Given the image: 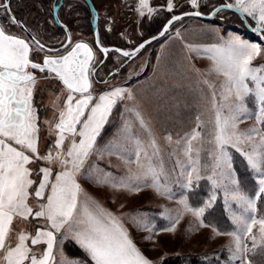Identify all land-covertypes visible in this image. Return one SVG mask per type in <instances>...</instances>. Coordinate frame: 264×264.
Wrapping results in <instances>:
<instances>
[{
	"label": "snow or ice",
	"instance_id": "obj_1",
	"mask_svg": "<svg viewBox=\"0 0 264 264\" xmlns=\"http://www.w3.org/2000/svg\"><path fill=\"white\" fill-rule=\"evenodd\" d=\"M189 3L193 8L198 9L200 6V0H189ZM58 7L59 3L54 2L53 11ZM174 7L173 0H167V11L172 12ZM0 9H3L8 17L9 25L23 28L21 21L11 14L7 0H0ZM136 10L140 17L145 15V10L149 17L155 11L149 7L148 0H139ZM229 10H234V14L240 16L245 26L264 41V0H226L225 3L215 6L212 14ZM183 15L201 16L203 13L195 11ZM182 18L172 16L160 35H164L174 21ZM249 19L255 27L247 23ZM23 30L27 31L26 28ZM66 39L67 44L62 45L65 50L72 43L70 37ZM143 47L142 43L133 52H129L101 46V51L105 56L109 51H115L120 52L123 57H132ZM187 47L191 51H200L192 45ZM203 51L210 54L208 58L212 61V66L209 72L223 75L225 80L220 86L219 102L215 85L208 80L203 81L213 89L211 110L214 117L206 123L197 116L192 131L174 141L177 146L183 145L181 150L188 161L187 166L181 165L180 175L183 180L177 179L176 182L187 190L193 189L194 181L198 186V182L204 178L200 169V156L203 151L211 158V175L207 179L212 182L213 191L200 208H191L187 195L179 202L183 204L184 211H191L195 217L200 218L217 199L216 189H222L226 196H230L242 212L232 218L236 230L225 233L233 237L234 248L228 246L229 260L237 261L238 264H249L248 253L256 251L258 247L264 252V216L258 217L256 214L257 201L264 202V128L253 127L248 132H239L237 125L248 110L249 100H253L256 105L257 125H264V65L252 64V61L261 55L262 48L258 43L232 35L223 44L206 47ZM41 52L45 53L42 63L30 59V53L39 55ZM48 53H56V57L53 58V55ZM30 70L46 72L44 79L62 82L67 93L64 107L59 112V119L55 124V154L51 149L47 154L39 153V126L32 104L37 77ZM96 74L95 57L89 44L77 42L66 55L60 54L56 49L46 48L36 36L26 42L24 38L9 34L5 25L0 23V252H3L0 264H54V248L69 239L86 253L92 264H153V261L146 258L134 244L119 217L103 209L90 197L83 201L79 199L82 189L78 177L116 190L140 191L142 187H153L159 195L172 196L167 179L161 183V177L165 176L162 163H153L152 158L157 157L160 152L157 141L149 123L134 107L125 106L124 112L121 113V133L135 145L134 158H126V162L135 163L139 172L129 169V175L117 177L100 169L98 165L88 163L93 154H103L97 147V139L109 122L114 108L125 100L134 99L130 89L120 87L94 97L91 77ZM125 113H132L135 120L126 119ZM134 123H138L148 137L147 147L152 149L151 156L144 142L133 134ZM208 124L212 126L208 133L211 138L205 140L203 132ZM255 135L260 136L259 143L251 144L247 150L242 147L246 142L252 141ZM69 137L71 139L65 147V141L69 140ZM165 139L169 144L173 143L171 135ZM194 142H197L199 147L195 146ZM205 144L211 147L206 148ZM116 148V145L110 144L103 151H107L109 155L119 154L114 151ZM229 149H235L245 159L256 184L252 195L242 190ZM39 161L54 165L59 170L54 174L52 167H38L35 174L40 179L34 180L31 178L33 169L28 165ZM207 167L206 165L205 170ZM33 185L36 187L33 188ZM30 195L39 201L35 211L27 203ZM90 204H94L95 208L90 207ZM181 215L182 213H178L164 230L174 232ZM17 216L24 220L29 217L33 220L39 218L45 223L36 228L34 236L20 232L15 246H8L6 238ZM136 223L142 230L155 231L154 226L141 220H136ZM257 224L261 234L259 242L257 237L252 235L253 226ZM201 226L207 225L201 221ZM213 230L216 231L215 228ZM57 234H61L60 241L57 240ZM245 238L251 239V248L244 242ZM29 239L32 246L46 245L42 253L37 255L32 251L26 243ZM148 239H151V236Z\"/></svg>",
	"mask_w": 264,
	"mask_h": 264
},
{
	"label": "rangeland",
	"instance_id": "obj_2",
	"mask_svg": "<svg viewBox=\"0 0 264 264\" xmlns=\"http://www.w3.org/2000/svg\"><path fill=\"white\" fill-rule=\"evenodd\" d=\"M92 2L98 11L99 30L102 29L104 34L109 37L111 42L109 45H116L125 51H129L144 39L158 33L157 31L160 29L156 31L157 33L151 31L152 23L155 20L162 18L168 20L175 14L189 10L200 11L202 9L203 13L207 14L215 6L225 3L226 0H200L198 9L193 8L189 0H173L175 7L172 12L167 11V0H148L149 7L155 10L151 17H149L146 10L143 17L139 16L136 10L139 0H92ZM228 2H233V0H228ZM86 5L90 11L87 3ZM62 7L65 12H71L70 20H74L70 27L72 44L75 41L83 40L93 45L96 48L95 66H98L103 60V54L94 43L91 11L90 31H86L81 25L86 14L73 11V6L70 4H65ZM231 12L225 11L215 14L212 20L186 17L175 21L161 39L146 46L132 60H129L128 57H123L118 52L110 51L106 58L107 61L98 70L97 79L100 80L92 79L94 97L112 88L120 87L130 89L134 99L125 100L114 108L109 122L97 139V147L102 150L103 154L102 156L93 154L89 158L88 163L90 165H98L100 169L117 177L129 175V169L132 172H139L135 163L126 162V158H134L135 145L126 140L121 133V113L124 112L125 106L134 107L143 115L145 121L149 123L157 141L160 152L157 157L152 158L153 163H162L165 176L161 177V183L163 184L165 179H167L172 196L159 195L153 187H142L140 191L116 190L107 185L99 186L90 179L78 177V183L82 189L79 199L83 201L86 197H90L91 200L98 202L103 209L119 217L120 222L127 230L134 244L146 258L153 261V264H172L174 258L192 256H200V258L207 261V264H238L237 261L229 260L228 246L231 245L234 248L233 237L225 233L236 230V225L233 223L232 218L234 215H240L242 209L230 196H226L222 189H216L217 199L213 202L212 207L216 203H221L223 209L227 212L233 224L231 229L227 231H224L223 228H217L206 219V213L211 208L206 209L204 215L200 218L195 217L191 211H184L183 204L179 202L184 195H187V202L193 209L203 207L209 199L213 191L212 182L207 179L211 175V158L205 152H201L200 169L201 176L204 178L198 182V186L194 181L193 189L187 190L176 182L177 179L183 180L180 175L182 171L181 165L187 166V157L184 156L181 150L183 145L177 146L174 143L178 138L192 131L195 127L197 116H200L206 123L214 117V113L211 110L213 89L203 83L204 80H208L215 85L217 101L219 102L220 100V86L224 82L225 77L217 75L215 72H209L212 61L208 58L210 54L203 51L204 48L223 44L232 35H238L244 40L261 45V55L256 57L252 64L253 66L264 65V42L259 39L256 33L249 32L245 23L241 19L236 18ZM1 14L6 26L11 29L13 25L8 24V17L3 9ZM249 22L252 26L254 25L252 20H249ZM49 25H54L52 19L49 20ZM28 30L34 35L29 28ZM177 32H179V36H177ZM64 33L65 40L67 37L65 30ZM16 34L25 36L20 27L16 30ZM187 45L195 46L200 51H191ZM44 54V52H41L42 56ZM30 71L37 77L32 104L39 126V153L44 155L51 149L52 153L55 154L56 149L53 147L57 138L55 124L58 122L59 112L64 107L67 93L62 82L55 79H44L47 75L46 72ZM103 81H107V83ZM193 94L195 99L192 100V107H189L187 96ZM76 95L78 96V94ZM168 107L170 108L168 109ZM186 108H189L187 109L188 112L184 111ZM173 110L177 111V114L169 112ZM189 111L191 112L190 115L187 114ZM225 112H227V109H225ZM255 112L256 105L253 100H249L248 110L242 121L237 125L239 132H248L253 127L264 128V125H257ZM125 117L129 121L135 120L132 113H125ZM211 127V124H208L203 132L205 140L211 138L208 134ZM133 134L144 142L146 150L151 156L152 149L147 147L148 137L138 123H134ZM169 135L172 136V144H169L165 139ZM70 139L71 137L65 141V147L68 146ZM78 139L79 137H77ZM259 140L260 136L255 135L252 141L246 142L242 147L247 150L251 144L259 143ZM110 144L117 146L114 151L119 154L109 155L107 151H103ZM194 144L199 147L197 142H194ZM205 147L210 148L211 145L205 144ZM229 151L238 179L240 180L236 168L237 161L241 163L243 169L247 172V176L243 180L245 182L241 183L242 190L252 195L256 184L246 166L245 159L235 149H229ZM141 159L143 160V155ZM206 165L208 166L207 170H205ZM45 166L52 167L54 174L59 170L54 165L39 161L28 165V167L33 169L31 178L38 181L40 177L36 176L35 170L38 167ZM100 174L102 175V173ZM35 187L36 185H33V188ZM193 190L198 192V204L192 201L191 197L193 195L191 192ZM27 203L35 211L38 208L39 201L30 195ZM90 207L94 209L95 205L90 204ZM178 213H182V215L179 223L175 226V231H165L164 229L169 226ZM256 214L258 217L264 216V202L257 201ZM136 220H141L143 223L154 226L155 231L142 230L137 225ZM201 221L207 226H201ZM44 223L39 218L33 220L32 217H29L24 220L18 216L15 217L6 238V245L14 247L18 242V234L22 231L34 236L36 228L43 226ZM259 227L258 224L253 226L252 232V235L257 237L258 242L261 235ZM214 228L216 229L215 232ZM217 232L220 234H217ZM150 236L151 239H148ZM60 239L61 234H57V240L60 241ZM68 241L72 240H65L54 248V264H61L62 261L64 264H92L91 261H85L83 257H72L69 255L66 249L70 245L67 243ZM244 242L247 243L249 248L252 247L250 238H245ZM26 243L37 255L42 253L46 247L43 244L32 246L30 239ZM73 248L76 249L75 247ZM73 248L71 247V249ZM2 255L3 252H0V256ZM247 259L249 264H259L260 261L264 263V252H261L258 247L256 251L247 254Z\"/></svg>",
	"mask_w": 264,
	"mask_h": 264
},
{
	"label": "trees",
	"instance_id": "obj_3",
	"mask_svg": "<svg viewBox=\"0 0 264 264\" xmlns=\"http://www.w3.org/2000/svg\"><path fill=\"white\" fill-rule=\"evenodd\" d=\"M60 0H10V9L11 12L13 14H15L25 25L27 28H29L34 35L45 45L50 46V47H54L59 45L60 43L63 42L64 38H65V33L64 30L62 29L61 26H59L53 17V8L52 5L54 2H58L59 3ZM65 4H70L72 7L73 11H79V12H83L86 15L84 16L83 21L81 22L82 27H84L83 29H85L86 31H90V26H91V15H90V11L86 5V2L84 0H63L62 2V6ZM83 4V5H82ZM86 5V7H85ZM59 9L58 11V16L60 18V20L62 21V23L66 24L69 28L71 27V24L73 23L74 20H70V11H66L63 10L62 7ZM60 10H62V12H60ZM211 10V9H210ZM209 10V11H210ZM202 12H204L202 9L200 10ZM231 14L235 15L236 18L240 19V16L237 14H234L233 12H231ZM167 18V17H166ZM52 19L54 22L53 26L49 25V20ZM167 19L162 18L159 20H155L152 23L151 26V31H157L159 29L162 28V25L165 23ZM2 24L5 25L6 28V32H8L9 34H13V35H17L16 34V30L18 29L17 26L13 25L11 27V29H9L6 26V23L4 21V19L2 18ZM13 31V32H12ZM160 31V30H159ZM157 31V32H159ZM156 32V33H157ZM100 38H101V42L104 45H109L111 44L109 37H107L103 30L100 29ZM62 39V40H61ZM32 59L34 61H40L42 58L41 53H39V55L32 53L31 55ZM192 94V92H191ZM188 97L190 98L188 99ZM194 94L191 96H187V100L189 103V107H192V100H194ZM170 107H168L169 109ZM186 108L184 111L188 112ZM177 110V109H176ZM169 112H173L175 114H177V111L173 110V111H169ZM187 114H191V112L189 111V113ZM236 168L238 170L239 173V178L241 183L245 182L243 181L245 179V177L247 176V172L243 169L241 163L239 161L236 162ZM191 194L193 195L192 201L196 204L199 203L198 201V192L197 190H193L191 192ZM206 219L209 220V222H211L214 226H216L217 228H223L224 231H227L229 229H231V226L233 225L228 217L227 212L223 209L221 203H216L213 207H211V209L208 210V212L206 213ZM68 245L66 247V249L68 250V254L73 256H78V257H83L85 261L90 262V259L87 257L86 253H84V251L73 241H68L67 242ZM77 246V247H76ZM71 247H75L76 249H71ZM73 251V252H72ZM75 251V252H74ZM172 264H207V261H205L204 259L200 258V256H192V257H178V258H174L172 260ZM259 264H264L263 261H260Z\"/></svg>",
	"mask_w": 264,
	"mask_h": 264
},
{
	"label": "water",
	"instance_id": "obj_4",
	"mask_svg": "<svg viewBox=\"0 0 264 264\" xmlns=\"http://www.w3.org/2000/svg\"><path fill=\"white\" fill-rule=\"evenodd\" d=\"M86 1V3L88 4V6H89V8H90V11H91V14H92V16H93V19H92V25H93V35H94V43H95V46L97 47V49H99L100 51H101V46L102 47H105V48H108V49H121V50H123L122 48H120V47H118V46H116V45H104L102 42H101V40H100V30H99V22H98V17H99V15H98V11H97V9H96V7L94 6V3L92 2V0H85ZM9 2H10V0H7V3H8V6H9V9H10V4H9ZM62 2H63V0H60V2H59V5L61 6V4H62ZM59 8L60 7H58V8H56L55 9V11H53V17H54V20H55V22L59 25V26H61L65 31H66V33H67V37H70L71 38V42H72V33H71V30H70V28L66 25V24H64V23H62V21L60 20V18H59V16H58V11H59ZM10 11H11V9H10ZM195 11H198V10H189V11H185V12H181V13H178V14H175V15H177V16H182L183 18H186V17H197V18H201V19H205V20H212L213 18H214V16L215 15H213L212 14V11L210 12V13H203V12H201V13H203V15H201V16H192V15H187V16H185V15H183L184 13H190V12H195ZM229 11H232V12H234V10H229ZM11 14L12 15H14L15 17H16V19L17 20H19V21H21L15 14H13L12 12H11ZM174 16V15H173ZM172 18V16L165 22V24L163 25V27L160 29V31L157 33V34H155V35H153V36H151V37H148V38H146V39H144L143 41H141L140 43H138L133 49H131V50H129V52H133L140 44H144V47L141 49V50H143L146 46H148V45H150V44H152V43H154V42H156L157 40H159V39H161L164 35H165V33H164V35H160V33L164 30V27H165V25H167V23H168V21L170 20ZM175 22V21H174ZM173 22V23H174ZM21 23L23 24V28H26L27 29V31H25V30H23V28H21V30L25 33V36H18V35H15V36H17V37H19V38H24V39H26V42H28L29 40H30V38L32 37V36H34L29 30H28V28L24 25V23L21 21ZM66 26V27H65ZM171 25H169L168 26V28L170 27ZM255 27V26H254ZM248 28V27H247ZM248 31L249 32H251V33H254V32H252L249 28H248ZM13 35V34H12ZM153 37H155V39H153ZM259 39H260V37H259ZM97 40H99V44H97ZM261 40V39H260ZM148 41H150V43H148ZM262 41V40H261ZM77 42H84V43H87V44H89V46L93 49V53H94V57H95V49H94V47L90 44V43H88V42H86V41H83V40H80V41H77ZM77 42H75V43H77ZM264 42V41H263ZM42 43V42H41ZM75 43H73L72 44V47H74V45H75ZM64 44H67V41L64 43ZM45 45V44H44ZM63 45V44H62ZM62 45L61 46H58V47H50V46H47V45H45L46 46V48H50V49H56V50H58V51H62L63 49H65L64 47H62ZM71 50V48L68 50V51H70ZM140 50V51H141ZM123 51H125V50H123ZM139 51V52H140ZM102 52V51H101ZM110 52V51H109ZM119 54H121L120 52H118ZM65 55L67 54V52L66 53H64ZM102 54H103V61L107 58V56H108V54H107V56H105V54L102 52ZM139 53H137L135 56H132V57H128V59L129 60H132V59H134L137 55H138ZM56 57V55H53V58H55ZM30 59H31V53H30ZM34 61V60H33ZM34 62H38V61H34ZM39 63H42V62H39ZM38 71V70H37Z\"/></svg>",
	"mask_w": 264,
	"mask_h": 264
},
{
	"label": "flooded vegetation",
	"instance_id": "obj_5",
	"mask_svg": "<svg viewBox=\"0 0 264 264\" xmlns=\"http://www.w3.org/2000/svg\"><path fill=\"white\" fill-rule=\"evenodd\" d=\"M1 11H2V9H0V23H2V14H1ZM249 20H251V19H249ZM249 20L247 21L248 24H250ZM254 26H255V25H253V27H254ZM66 38H67V37H66ZM65 42H66V39H65L62 43H60L59 45L54 46V47L61 46V45L64 44ZM75 42H77V41H75ZM75 42H74V43H75ZM92 46H93V45H92ZM71 47H72V43H71V45H69V47L67 48V50H64V51L59 52V53H60V54H64V53H66ZM93 47H94V46H93ZM94 49H95V58H96V48L94 47ZM109 53H110V52H109ZM48 54H50V55H56V53H48ZM31 55H32V53H31ZM44 55H45V54H44ZM44 55L42 56L41 60L38 61V62H42ZM102 58H103V57H102ZM31 59H32V57H31ZM106 61H107L106 59H105L104 61L101 60L102 63L100 62L98 66H95L96 71H97V74H96L94 77H91V79L94 78L95 80H100V79H97V78H98V70L101 68V66H102L103 64H105Z\"/></svg>",
	"mask_w": 264,
	"mask_h": 264
}]
</instances>
